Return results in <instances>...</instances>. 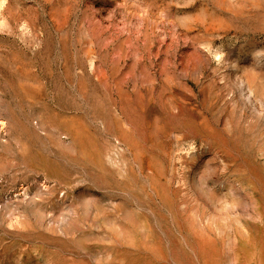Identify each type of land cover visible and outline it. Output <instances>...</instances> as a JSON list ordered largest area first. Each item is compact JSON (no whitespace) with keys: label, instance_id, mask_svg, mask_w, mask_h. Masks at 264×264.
Masks as SVG:
<instances>
[{"label":"rangeland","instance_id":"1","mask_svg":"<svg viewBox=\"0 0 264 264\" xmlns=\"http://www.w3.org/2000/svg\"><path fill=\"white\" fill-rule=\"evenodd\" d=\"M0 264H264V0H0Z\"/></svg>","mask_w":264,"mask_h":264}]
</instances>
